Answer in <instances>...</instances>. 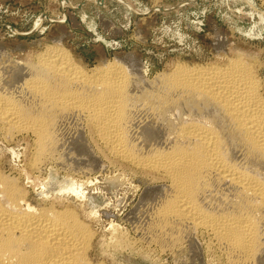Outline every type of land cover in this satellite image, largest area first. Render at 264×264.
I'll use <instances>...</instances> for the list:
<instances>
[{
  "label": "bare ground",
  "instance_id": "obj_1",
  "mask_svg": "<svg viewBox=\"0 0 264 264\" xmlns=\"http://www.w3.org/2000/svg\"><path fill=\"white\" fill-rule=\"evenodd\" d=\"M219 44L216 62L177 61L150 76L132 53L88 66L59 39L18 59L0 47V140L21 137L29 154L16 174L0 162V264L152 253L202 264L205 252L219 264H264V78L257 59ZM103 158L119 171L108 181L128 172L144 183L126 232L112 226L108 239L83 201ZM52 169L65 184L35 199Z\"/></svg>",
  "mask_w": 264,
  "mask_h": 264
},
{
  "label": "rangeland",
  "instance_id": "obj_2",
  "mask_svg": "<svg viewBox=\"0 0 264 264\" xmlns=\"http://www.w3.org/2000/svg\"><path fill=\"white\" fill-rule=\"evenodd\" d=\"M40 17L42 20L37 24ZM105 24L107 30L103 29ZM58 39L88 66L132 53L141 60L149 76L171 69L177 61L216 62L214 45L220 43L226 55L246 53L251 60L257 59L264 78V0H0V47L12 57L38 54L45 44ZM28 157L27 140L21 137L11 143L0 140V162L6 171L23 172ZM102 160L107 165L104 173L97 175L94 185L85 187L89 199L83 201L91 204L89 207L93 206L97 213L90 224L108 239L112 226L126 232L128 225L123 216L137 201L144 183L137 175L126 172L120 180L115 177L109 180L112 182L109 186L108 179L117 177L119 171L108 160ZM53 170L42 175L50 178L44 181L47 188H41V181L37 182L35 199H41L39 191H46L50 197L57 195L65 184L63 175L56 170L52 173ZM206 254L202 264H219L209 261ZM127 256L117 261L120 264H191L184 254L175 256L179 260H173L172 255L152 253L144 259L136 257L134 262L126 260Z\"/></svg>",
  "mask_w": 264,
  "mask_h": 264
}]
</instances>
